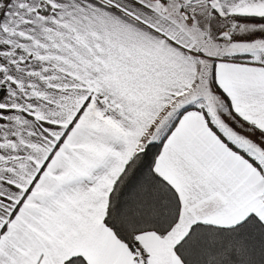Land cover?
I'll return each instance as SVG.
<instances>
[{"label":"snow or ice","instance_id":"obj_1","mask_svg":"<svg viewBox=\"0 0 264 264\" xmlns=\"http://www.w3.org/2000/svg\"><path fill=\"white\" fill-rule=\"evenodd\" d=\"M0 264H264V0H0Z\"/></svg>","mask_w":264,"mask_h":264}]
</instances>
